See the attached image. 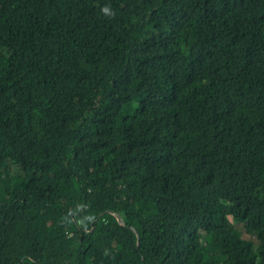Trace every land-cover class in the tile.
<instances>
[{
    "label": "trees",
    "instance_id": "16d2710c",
    "mask_svg": "<svg viewBox=\"0 0 264 264\" xmlns=\"http://www.w3.org/2000/svg\"><path fill=\"white\" fill-rule=\"evenodd\" d=\"M0 264H264V0H0Z\"/></svg>",
    "mask_w": 264,
    "mask_h": 264
},
{
    "label": "water",
    "instance_id": "95a60500",
    "mask_svg": "<svg viewBox=\"0 0 264 264\" xmlns=\"http://www.w3.org/2000/svg\"><path fill=\"white\" fill-rule=\"evenodd\" d=\"M115 215H116L118 221H119L121 224H126V223L124 222V219L122 218V216H121L120 214L115 213ZM133 229L136 231L135 228H133ZM138 245H139V244H138Z\"/></svg>",
    "mask_w": 264,
    "mask_h": 264
},
{
    "label": "rangeland",
    "instance_id": "374dc122",
    "mask_svg": "<svg viewBox=\"0 0 264 264\" xmlns=\"http://www.w3.org/2000/svg\"><path fill=\"white\" fill-rule=\"evenodd\" d=\"M236 225H237V227L239 228V229H243V226H242V224H238V223H236Z\"/></svg>",
    "mask_w": 264,
    "mask_h": 264
},
{
    "label": "clouds",
    "instance_id": "9594fccd",
    "mask_svg": "<svg viewBox=\"0 0 264 264\" xmlns=\"http://www.w3.org/2000/svg\"><path fill=\"white\" fill-rule=\"evenodd\" d=\"M106 10V9H105Z\"/></svg>",
    "mask_w": 264,
    "mask_h": 264
}]
</instances>
